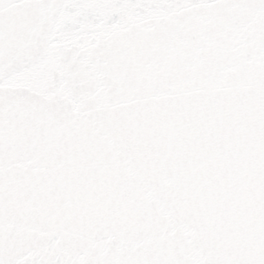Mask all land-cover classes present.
Masks as SVG:
<instances>
[{
  "label": "snow or ice",
  "instance_id": "1",
  "mask_svg": "<svg viewBox=\"0 0 264 264\" xmlns=\"http://www.w3.org/2000/svg\"><path fill=\"white\" fill-rule=\"evenodd\" d=\"M0 264H264V0H0Z\"/></svg>",
  "mask_w": 264,
  "mask_h": 264
}]
</instances>
